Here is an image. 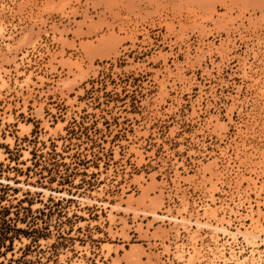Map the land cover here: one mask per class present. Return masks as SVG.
Instances as JSON below:
<instances>
[{"label":"rangeland","instance_id":"1","mask_svg":"<svg viewBox=\"0 0 264 264\" xmlns=\"http://www.w3.org/2000/svg\"><path fill=\"white\" fill-rule=\"evenodd\" d=\"M5 227L0 264H264V0H0Z\"/></svg>","mask_w":264,"mask_h":264},{"label":"trees","instance_id":"2","mask_svg":"<svg viewBox=\"0 0 264 264\" xmlns=\"http://www.w3.org/2000/svg\"><path fill=\"white\" fill-rule=\"evenodd\" d=\"M1 233H2V235H0V245L4 246L5 240H8V239L11 240V238H8V228L5 227L4 229H2ZM22 233H25V232L22 231ZM5 247H6V249L9 248V246H5Z\"/></svg>","mask_w":264,"mask_h":264}]
</instances>
